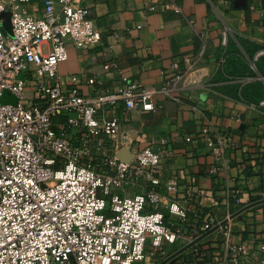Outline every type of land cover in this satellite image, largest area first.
<instances>
[{
  "label": "built area",
  "instance_id": "built-area-1",
  "mask_svg": "<svg viewBox=\"0 0 264 264\" xmlns=\"http://www.w3.org/2000/svg\"><path fill=\"white\" fill-rule=\"evenodd\" d=\"M29 1L0 0V264L162 260L190 219L201 221L194 238L227 220L219 227L225 251L221 264H264V236L257 243L259 256L251 241L234 238L231 193L222 221L184 206L175 198L182 192L180 183L173 177L164 181V166L172 158L167 141L139 149L132 145L131 129L109 114L121 103L127 111L154 110L155 95L176 88L181 75L168 78L162 88L121 82L84 95L76 85L61 82L58 67L68 58V43L80 49L96 46L103 29L89 16L86 0H44L40 14L23 8ZM163 6L183 14L174 0ZM6 10L11 33L3 26ZM221 34L225 47L230 28L225 26ZM262 55L264 48L254 54V63ZM225 60L223 56L220 65ZM88 82L102 80L92 76ZM6 90L17 103L2 101ZM70 113L80 127L78 139L54 128L57 117ZM201 134L213 155L223 158L229 138L210 125ZM104 136L112 147L103 144ZM124 149L128 160L118 155ZM130 187L140 191L130 194Z\"/></svg>",
  "mask_w": 264,
  "mask_h": 264
},
{
  "label": "crops",
  "instance_id": "crops-1",
  "mask_svg": "<svg viewBox=\"0 0 264 264\" xmlns=\"http://www.w3.org/2000/svg\"><path fill=\"white\" fill-rule=\"evenodd\" d=\"M165 1L86 0L89 16L103 29L104 37L89 48L68 43V58L58 67L60 80L89 95L121 82L162 88L168 78L180 74L176 88L155 95L154 110L127 111L121 103L109 114L119 116L131 129L132 145L139 149L152 141H167L172 158L164 166V181L173 177L180 183L182 192L175 198L184 206L199 209L213 222L222 221L228 213L227 193H231V209L234 214L240 211L230 219L234 238L251 241L259 256L257 243L264 236V76L242 43L249 49L252 44L264 45V0H174L183 14L166 10ZM43 7L44 0L23 6L36 14ZM225 26L253 71L217 73L226 51L221 34ZM92 76L102 83L90 84ZM74 118L75 113L59 116L54 128L66 129L78 139L80 127L72 122ZM205 125L229 138L223 158H216L208 147L201 134ZM186 136L194 140L188 142ZM102 142L113 146L106 136ZM128 190L135 194L140 188ZM200 225L201 221L190 219L168 256L196 239L193 230ZM224 258L223 233L218 228L166 264H221Z\"/></svg>",
  "mask_w": 264,
  "mask_h": 264
},
{
  "label": "trees",
  "instance_id": "trees-1",
  "mask_svg": "<svg viewBox=\"0 0 264 264\" xmlns=\"http://www.w3.org/2000/svg\"><path fill=\"white\" fill-rule=\"evenodd\" d=\"M253 47L250 49L248 47H245L244 43H242V46L244 47L246 54L250 57H252L259 49L264 48V45L260 44H252ZM225 62L222 63L217 71V73L220 76H225V74L228 75H234L235 73H242L243 70L246 68L250 71L249 63L244 55L243 50L238 45V43L233 39L229 37L228 43L225 46ZM256 68L257 70L264 76V55H262L256 62ZM236 68L237 70H231V68ZM251 71H253L251 69ZM248 98V95H245Z\"/></svg>",
  "mask_w": 264,
  "mask_h": 264
},
{
  "label": "water",
  "instance_id": "water-1",
  "mask_svg": "<svg viewBox=\"0 0 264 264\" xmlns=\"http://www.w3.org/2000/svg\"><path fill=\"white\" fill-rule=\"evenodd\" d=\"M4 22V21H3ZM4 25V24H3ZM5 28V27H4ZM6 29V28H5ZM9 33H11L12 31V26H11V21H10V15H9V28L6 29ZM8 96V95H14L12 94L10 91L6 90L3 94V100L5 99L4 96ZM15 100L12 103H17V97L14 95ZM120 157L125 158V159H130V155L128 150H123L118 154ZM247 208V207H246ZM240 212V211H239ZM239 212L235 213L232 215V217L236 216ZM227 220L222 221L220 224H217L216 226H214L212 229H210L209 231L203 233L202 235H200L199 237H197L196 239H194L192 242H190L189 244H187L186 246L178 249L177 251H175L174 253H172L171 255H169L168 257H166L164 260H162L161 262L157 263V264H166L167 262H169L170 260H172L173 258H175L177 255L181 254L182 252H184L187 248H189L190 246L194 245L195 243H197L198 241H200L201 239H203L204 237H206L207 235H209L211 232H213L214 230L218 229L220 227L221 224H224Z\"/></svg>",
  "mask_w": 264,
  "mask_h": 264
},
{
  "label": "rangeland",
  "instance_id": "rangeland-1",
  "mask_svg": "<svg viewBox=\"0 0 264 264\" xmlns=\"http://www.w3.org/2000/svg\"><path fill=\"white\" fill-rule=\"evenodd\" d=\"M9 15H10V12H9V10H6L4 13H3V15H2V18H3V26L7 29V28H9ZM5 97V99L3 100V97H2V101L4 102V103H12L14 100H15V97H14V95H6V96H4ZM97 167H99V166H97Z\"/></svg>",
  "mask_w": 264,
  "mask_h": 264
}]
</instances>
